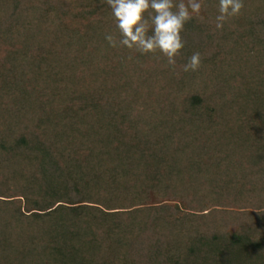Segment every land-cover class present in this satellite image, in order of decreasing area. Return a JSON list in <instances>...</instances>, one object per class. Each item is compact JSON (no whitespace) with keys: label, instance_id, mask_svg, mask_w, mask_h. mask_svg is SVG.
I'll use <instances>...</instances> for the list:
<instances>
[{"label":"trees","instance_id":"obj_1","mask_svg":"<svg viewBox=\"0 0 264 264\" xmlns=\"http://www.w3.org/2000/svg\"><path fill=\"white\" fill-rule=\"evenodd\" d=\"M217 13L173 68L106 0H0V264H264V0Z\"/></svg>","mask_w":264,"mask_h":264},{"label":"clouds","instance_id":"obj_2","mask_svg":"<svg viewBox=\"0 0 264 264\" xmlns=\"http://www.w3.org/2000/svg\"><path fill=\"white\" fill-rule=\"evenodd\" d=\"M117 32L106 33L113 49L127 48L140 55L159 53L175 68L185 48L183 33L193 19L203 20L205 0H106ZM245 0H218L215 28L222 30L240 16ZM201 54L193 53L183 64L184 72H197Z\"/></svg>","mask_w":264,"mask_h":264},{"label":"rangeland","instance_id":"obj_3","mask_svg":"<svg viewBox=\"0 0 264 264\" xmlns=\"http://www.w3.org/2000/svg\"><path fill=\"white\" fill-rule=\"evenodd\" d=\"M153 203H160V202H162V200L161 199H154L153 201H152ZM234 231V230H233Z\"/></svg>","mask_w":264,"mask_h":264}]
</instances>
